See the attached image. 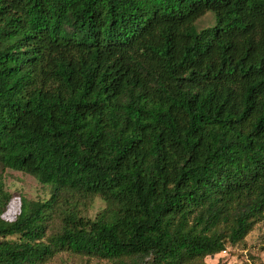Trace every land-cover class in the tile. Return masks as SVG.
<instances>
[{
  "label": "trees",
  "instance_id": "16d2710c",
  "mask_svg": "<svg viewBox=\"0 0 264 264\" xmlns=\"http://www.w3.org/2000/svg\"><path fill=\"white\" fill-rule=\"evenodd\" d=\"M0 166L52 188L8 221L0 182V264L238 244L264 220V0H0Z\"/></svg>",
  "mask_w": 264,
  "mask_h": 264
},
{
  "label": "rangeland",
  "instance_id": "374dc122",
  "mask_svg": "<svg viewBox=\"0 0 264 264\" xmlns=\"http://www.w3.org/2000/svg\"><path fill=\"white\" fill-rule=\"evenodd\" d=\"M214 25L215 18L212 11L206 12L194 23L197 31L211 28ZM0 182L3 185V190L10 195V200L3 213V218L8 221L13 220L18 214L21 198H25L27 201H43L49 199L51 195L52 188L50 186L40 184L30 175L2 169L1 166ZM104 207V202L96 197L92 201L86 202L85 205H79L78 210L80 215L93 219ZM59 218L58 216L54 217L48 234L59 228ZM50 264H113V262L63 253L56 255ZM193 264H264V220L257 223L244 240L238 244L227 246L224 252L206 257L202 262L197 261Z\"/></svg>",
  "mask_w": 264,
  "mask_h": 264
},
{
  "label": "built area",
  "instance_id": "2783aa9c",
  "mask_svg": "<svg viewBox=\"0 0 264 264\" xmlns=\"http://www.w3.org/2000/svg\"><path fill=\"white\" fill-rule=\"evenodd\" d=\"M224 252V251H223Z\"/></svg>",
  "mask_w": 264,
  "mask_h": 264
}]
</instances>
